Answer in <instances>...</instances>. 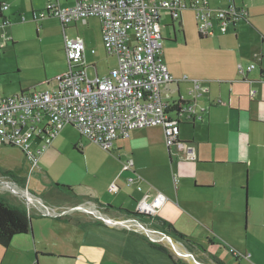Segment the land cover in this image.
Here are the masks:
<instances>
[{"label":"crops","instance_id":"crops-1","mask_svg":"<svg viewBox=\"0 0 264 264\" xmlns=\"http://www.w3.org/2000/svg\"><path fill=\"white\" fill-rule=\"evenodd\" d=\"M207 1L212 9L233 3L247 11V18L227 28L217 25L211 36L202 38L197 23L193 24L192 10H184L176 20L164 13L161 21L165 63L173 77L163 89L162 99L194 107L191 118L185 115L181 119L179 140L195 147L196 161L181 160L175 147L169 150L162 127L135 130L128 139L116 141L108 154L92 155L63 176L52 167L60 154V134L36 167L20 151L23 156L18 164H0V199L28 213L31 231L14 237L8 247L0 245V264L190 262L175 251L173 243L201 264H217L215 258L229 264L230 248L238 252V257L231 254L237 264H264V0ZM44 2L47 0L33 1L32 14L34 4L43 12ZM59 3L69 7L76 0ZM3 6L0 3L2 18L9 23L3 26L6 28L12 26L14 17L6 15L10 9L2 11ZM95 20L101 32L100 21ZM188 38L199 42L190 49ZM10 39L15 42V35ZM109 57L116 59L111 69L116 68L117 58ZM253 63L256 69L240 73L239 66L246 69ZM94 70L95 78H101L96 67ZM66 71H57L56 77ZM53 81L42 88L52 86ZM25 90L30 87L20 92ZM17 94L0 85V96ZM80 143L86 152L95 148L87 138ZM14 150L20 149L0 144V153ZM127 158L134 161L133 171H123ZM28 174L36 175L33 189ZM129 178H135V183L130 185ZM156 182L159 188L151 189ZM56 184L71 187L73 194L55 188ZM158 194L167 201L153 217L121 211L137 213L140 201L148 197L151 202ZM106 205L113 209L102 216L112 222L89 211ZM135 222L150 229L138 223L145 232ZM166 224L204 252L175 238Z\"/></svg>","mask_w":264,"mask_h":264},{"label":"built area","instance_id":"built-area-1","mask_svg":"<svg viewBox=\"0 0 264 264\" xmlns=\"http://www.w3.org/2000/svg\"><path fill=\"white\" fill-rule=\"evenodd\" d=\"M7 9L2 7V11ZM184 10L195 13L202 37L211 36L217 25L227 28L248 15L233 3L212 9L207 0H76L69 7L59 0H47L41 15L57 18L64 31L79 22L98 19L105 51L117 58L118 65L103 78L91 79L85 42L70 40L65 34L68 69L48 90L0 96V144L20 149L36 167L39 157L66 127L75 128L107 152L135 130L162 127L169 150L175 147L181 160L196 161L195 147L179 140L181 119L185 115L191 118L194 107L162 99L163 89L173 82L163 57L162 16L168 13L176 20ZM0 23V27L9 25L4 19ZM91 53L97 54L95 50ZM254 69V63L246 69L239 66L243 74ZM133 169L134 161L126 160L123 171ZM135 180L129 178L128 183ZM111 188L117 190L115 184ZM137 189L142 190L140 186ZM166 201L163 194L151 202L146 197L138 203L137 213L153 217ZM230 252L238 257L234 248Z\"/></svg>","mask_w":264,"mask_h":264},{"label":"rangeland","instance_id":"rangeland-1","mask_svg":"<svg viewBox=\"0 0 264 264\" xmlns=\"http://www.w3.org/2000/svg\"><path fill=\"white\" fill-rule=\"evenodd\" d=\"M33 1L35 2V0H0V3H4L10 9V11L6 12L5 14L11 18L14 17L12 26L6 28L0 27V85L3 89L8 92L16 91L19 94L21 93V89L30 87V90L24 91L25 93H28L35 90L32 89L34 86L37 89H40L42 88V84L52 82L56 78L57 71L63 68H66L67 70L68 65L67 62H65V59L67 58L65 52V34L70 40H76L79 38L85 42L88 50L86 54V65L95 64L98 76L103 78L110 73L112 70L111 67L116 59L109 57L105 51L99 23L97 20H89V25H85L84 22H79L76 25L70 26L66 31H64L61 22L57 18L46 16L43 17L41 15L42 11L38 6L39 1L37 3L38 5L34 4L35 9L33 10H35V12L32 14ZM45 6L46 3L44 2V9ZM191 12L194 13L193 11ZM22 17L25 18V21L22 20ZM33 17L35 19H33ZM194 20L195 13L192 16V21L193 24L197 23V21ZM176 26L178 29V23H176ZM10 30L15 32L14 35L16 37V41L13 43L8 41L10 37L14 36L9 32ZM161 30L163 31V34H165V29L161 28ZM167 34L169 35L168 32ZM196 42L194 39L188 38V43L186 40V43L188 44L187 47L191 49L192 47L196 46L199 41L196 39ZM165 45L166 42L163 40L164 60ZM187 47H184V49L186 50ZM92 50H95L97 54L93 55L91 53ZM88 73L90 78H95L96 71L94 70V67H89ZM50 87L43 86L42 89L36 91L48 90ZM60 135L62 143L59 149H57L60 154L59 157L55 158L52 162V167L53 171L59 173L61 176H63L64 173L68 171V169L69 171L76 170V164H79L84 159L87 160V158L92 155H98L102 153L108 154L107 151L101 148V146L90 140L89 145L95 148H92L86 152L87 148H85V146L80 143L81 139L86 140V138H82L79 132L74 128L67 127V129L65 128L62 133H60ZM97 149H99V151ZM20 151L21 150H14L0 153V164L4 165V162L18 164L20 158L23 156ZM99 158L104 160L105 157L101 155ZM128 159L130 158H127L126 160ZM28 178L29 181L31 180L30 188L33 189L34 184H36V175L28 174ZM0 182L2 183L3 181L0 180ZM159 186L160 183L156 182V184H151V189L156 190L159 188ZM89 211L93 212L92 210ZM94 212V214L98 213L96 214L97 216L103 215L106 217V214H104L106 212L105 209L100 208ZM90 217L93 220L97 219L95 215H90ZM116 218L119 219L120 216H117ZM140 224L146 229H150V227L148 228V226H146L144 223ZM179 247L186 251L184 247ZM174 249L176 252L181 254V252L175 247ZM226 261L229 264H237L235 258L232 257V255L228 252ZM188 263L195 264L194 262Z\"/></svg>","mask_w":264,"mask_h":264},{"label":"trees","instance_id":"trees-1","mask_svg":"<svg viewBox=\"0 0 264 264\" xmlns=\"http://www.w3.org/2000/svg\"><path fill=\"white\" fill-rule=\"evenodd\" d=\"M0 18H2L1 13H0ZM55 188L61 189L64 193L68 195L73 194V190L69 186L56 184ZM110 209H113V207L110 205H106L105 208L106 212H108ZM121 211L131 216L141 217L140 214L138 213H131L125 210H121ZM164 226L165 228L170 229L172 235L175 238L179 239L187 246H194L198 248L200 251L204 252L201 246L191 242L187 238V236L177 232L171 225L167 226L166 224ZM30 231H31V217L28 215V213L25 210L11 206L6 201L0 199V245L3 247H8L11 244L14 237L18 235L29 234ZM215 261L217 262V264H223L219 259L215 258ZM174 264H188V263L174 261Z\"/></svg>","mask_w":264,"mask_h":264},{"label":"bare ground","instance_id":"bare-ground-1","mask_svg":"<svg viewBox=\"0 0 264 264\" xmlns=\"http://www.w3.org/2000/svg\"><path fill=\"white\" fill-rule=\"evenodd\" d=\"M181 13H182V12H181ZM180 15H181V14H180ZM92 211L94 212L95 210H92ZM94 213H95V212H94ZM96 214H98V213H96ZM164 240H165V239H164ZM173 245H174V247H175L177 250H179V251L181 252V254L185 257L186 260H188V261H190V262H193V261H194L195 264H199V263L196 262L195 258L189 256V254H188L185 250L181 249L177 244L173 243Z\"/></svg>","mask_w":264,"mask_h":264},{"label":"water","instance_id":"water-1","mask_svg":"<svg viewBox=\"0 0 264 264\" xmlns=\"http://www.w3.org/2000/svg\"><path fill=\"white\" fill-rule=\"evenodd\" d=\"M0 21H1V18H0ZM186 144H189V143H186ZM101 218H103V219H105L106 221H108V222H112L111 220H109V219H106L105 217H103V216H101ZM116 223V222H115ZM136 223V222H135ZM137 224V226H139V227H141L142 228V230L143 231H145L146 232V230H145V228H143L141 225H139L138 223H136ZM194 262V261H193Z\"/></svg>","mask_w":264,"mask_h":264}]
</instances>
